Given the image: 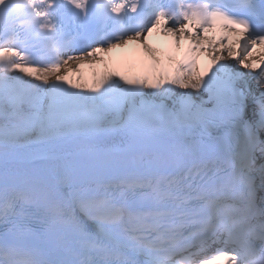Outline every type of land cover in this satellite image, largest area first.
<instances>
[{"label":"snow or ice","instance_id":"6c2138e0","mask_svg":"<svg viewBox=\"0 0 264 264\" xmlns=\"http://www.w3.org/2000/svg\"><path fill=\"white\" fill-rule=\"evenodd\" d=\"M0 264H264V0H0Z\"/></svg>","mask_w":264,"mask_h":264}]
</instances>
